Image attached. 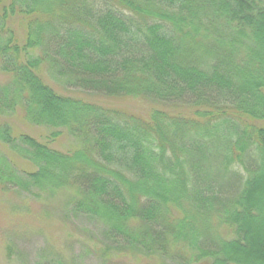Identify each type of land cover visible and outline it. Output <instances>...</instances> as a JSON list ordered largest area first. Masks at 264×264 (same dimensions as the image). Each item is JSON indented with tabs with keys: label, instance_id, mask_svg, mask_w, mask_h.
Instances as JSON below:
<instances>
[{
	"label": "trees",
	"instance_id": "1",
	"mask_svg": "<svg viewBox=\"0 0 264 264\" xmlns=\"http://www.w3.org/2000/svg\"><path fill=\"white\" fill-rule=\"evenodd\" d=\"M0 73V205L64 196L155 264H264V0H0Z\"/></svg>",
	"mask_w": 264,
	"mask_h": 264
},
{
	"label": "rangeland",
	"instance_id": "2",
	"mask_svg": "<svg viewBox=\"0 0 264 264\" xmlns=\"http://www.w3.org/2000/svg\"><path fill=\"white\" fill-rule=\"evenodd\" d=\"M21 25L22 22L18 17L10 20V27L15 30L22 47L25 44V31ZM0 76H2L1 73ZM41 77L46 83L51 84L50 80L44 76ZM75 95L92 96L82 92H75ZM100 101L109 105L128 106L139 112H146L148 109V104L135 99ZM16 115L3 119H13L22 132L34 137L51 133L46 129L26 127L16 118ZM75 144L76 141L73 138H63L55 147L61 149L63 145V148L67 149ZM6 154L8 155L9 152ZM22 163L25 162L22 161ZM19 170L24 171L25 168H19ZM65 198L60 196L55 201L45 202L37 199V194L33 192L19 196L12 193L8 199L2 201L0 205V264H155L139 256L124 255L118 246L109 247L110 244L103 239L102 228L97 222L88 217L74 216L63 210L62 202ZM86 231L97 233L99 236L97 238L93 234L88 236L84 233ZM222 236L226 239L234 238L232 231L226 228L222 230ZM182 262V259L169 261L166 258L163 264Z\"/></svg>",
	"mask_w": 264,
	"mask_h": 264
}]
</instances>
